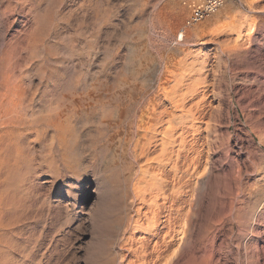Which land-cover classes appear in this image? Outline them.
I'll return each instance as SVG.
<instances>
[{
  "label": "rangeland",
  "instance_id": "374dc122",
  "mask_svg": "<svg viewBox=\"0 0 264 264\" xmlns=\"http://www.w3.org/2000/svg\"><path fill=\"white\" fill-rule=\"evenodd\" d=\"M198 1L0 0V264H264V0L210 71Z\"/></svg>",
  "mask_w": 264,
  "mask_h": 264
},
{
  "label": "crops",
  "instance_id": "0c3cea01",
  "mask_svg": "<svg viewBox=\"0 0 264 264\" xmlns=\"http://www.w3.org/2000/svg\"><path fill=\"white\" fill-rule=\"evenodd\" d=\"M224 3L214 11L217 13L202 19L194 27L195 35L192 36L188 50L197 57L194 63L197 69L223 70L226 57L240 51L244 45L240 40L248 36V28L256 30V25L250 24L248 12L236 5L243 3L241 0H226ZM249 3L254 6L262 2L252 0Z\"/></svg>",
  "mask_w": 264,
  "mask_h": 264
},
{
  "label": "built area",
  "instance_id": "2783aa9c",
  "mask_svg": "<svg viewBox=\"0 0 264 264\" xmlns=\"http://www.w3.org/2000/svg\"><path fill=\"white\" fill-rule=\"evenodd\" d=\"M225 0H202L196 3H193L191 6V14L186 20V25H191L195 22H198L212 13L216 8H218ZM179 32L177 34V41L179 39Z\"/></svg>",
  "mask_w": 264,
  "mask_h": 264
},
{
  "label": "bare ground",
  "instance_id": "6f19581e",
  "mask_svg": "<svg viewBox=\"0 0 264 264\" xmlns=\"http://www.w3.org/2000/svg\"><path fill=\"white\" fill-rule=\"evenodd\" d=\"M225 1H226V0H225ZM225 1H224V2H225ZM224 2H223V3H224ZM223 3H222V4H223ZM222 4H221V5H222ZM221 5H220V6H221ZM220 6H219V7H220ZM216 9H217V8H216ZM216 9H215V10H216ZM215 10H214V11H215ZM214 11H213V12H214ZM180 38H181V36H179V39H180ZM73 98H74V97H73ZM79 98H80V97H79ZM85 98H86V97H85ZM86 99H87V98H86ZM90 100H91V99H90ZM63 107H64V106H63ZM50 109H51V108H50ZM58 109H59V108H58ZM48 110H49V109H48ZM54 110H55V109H54ZM54 110H52V112H54ZM62 110H63V109H62ZM49 111H50V110H49ZM52 112H51V113H52ZM62 114H63V113H62ZM46 118L52 121V124H53V126L55 127V129H59V128H60V125L62 124V123H61V122H62L61 118L64 120V119H65V116H61V113H59V112L56 113V111H55L53 114H51V115H50V114L47 115ZM42 120H44V119H42ZM50 123H51V122H50ZM58 138L60 139L61 143H65L66 140H67V137L64 136V135H59ZM55 148H56V147H55Z\"/></svg>",
  "mask_w": 264,
  "mask_h": 264
}]
</instances>
